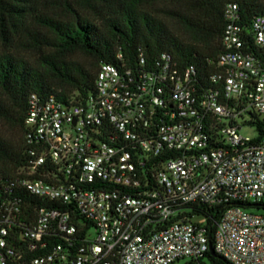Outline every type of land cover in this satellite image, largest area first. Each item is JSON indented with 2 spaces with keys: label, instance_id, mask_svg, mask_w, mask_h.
<instances>
[{
  "label": "built area",
  "instance_id": "1",
  "mask_svg": "<svg viewBox=\"0 0 264 264\" xmlns=\"http://www.w3.org/2000/svg\"><path fill=\"white\" fill-rule=\"evenodd\" d=\"M223 20L213 72L140 50L92 92L29 96L0 264H264V16Z\"/></svg>",
  "mask_w": 264,
  "mask_h": 264
},
{
  "label": "trees",
  "instance_id": "2",
  "mask_svg": "<svg viewBox=\"0 0 264 264\" xmlns=\"http://www.w3.org/2000/svg\"><path fill=\"white\" fill-rule=\"evenodd\" d=\"M160 1L172 5L164 14L177 21L186 38L172 33L146 10ZM30 3L31 0H0V39L9 41L13 32L26 28L31 20L45 30L44 43L53 52L38 65L10 52L0 53V121L14 123L23 134L17 145L0 139L2 178L15 176L28 162L23 124L31 94L44 98L64 97L72 91L92 92L102 64H117V55L121 54L125 64L135 65L140 50L149 63L169 54L181 66L193 65L205 74L213 72L214 67L205 60L220 51L225 5L238 4L247 21L264 16V0H88L94 10H102L98 22L73 9L67 20L43 17L33 13ZM75 55L90 62L71 60ZM207 258L211 264H230L219 255L207 254Z\"/></svg>",
  "mask_w": 264,
  "mask_h": 264
},
{
  "label": "rangeland",
  "instance_id": "3",
  "mask_svg": "<svg viewBox=\"0 0 264 264\" xmlns=\"http://www.w3.org/2000/svg\"><path fill=\"white\" fill-rule=\"evenodd\" d=\"M88 0H31V7L34 14L43 17H52L54 19L67 20L71 18L74 11L80 15L87 17L92 21L98 22L100 19L101 8L93 9ZM94 6H97L95 4ZM173 8L170 3L156 2L146 10L153 13L159 18L168 29L181 38H186V33L176 20L169 18L164 14L168 9ZM97 10V11H96ZM26 28L17 29L13 32L9 41L0 39V53L10 52L11 54L22 57L29 61L32 65L42 63V58L52 53V49L44 43L43 36L47 33L44 29L37 27L31 20H28ZM71 60L88 64L90 61L82 55H75ZM240 134L244 137L255 136V131L249 126H243ZM21 129L14 123L6 120L0 121V139L6 140L12 144H19L22 139ZM187 259H181L173 264H187Z\"/></svg>",
  "mask_w": 264,
  "mask_h": 264
},
{
  "label": "water",
  "instance_id": "4",
  "mask_svg": "<svg viewBox=\"0 0 264 264\" xmlns=\"http://www.w3.org/2000/svg\"><path fill=\"white\" fill-rule=\"evenodd\" d=\"M210 254L213 256V255H214V252L211 250V251H210Z\"/></svg>",
  "mask_w": 264,
  "mask_h": 264
}]
</instances>
